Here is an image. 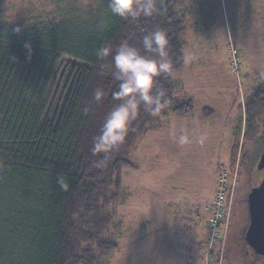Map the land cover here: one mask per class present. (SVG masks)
I'll return each mask as SVG.
<instances>
[{"label":"trees","instance_id":"trees-1","mask_svg":"<svg viewBox=\"0 0 264 264\" xmlns=\"http://www.w3.org/2000/svg\"><path fill=\"white\" fill-rule=\"evenodd\" d=\"M110 3L101 0L96 10L75 12L58 23L23 25L3 19L0 0V264H99V256L119 247L109 234L116 218L107 209L114 196L109 192L122 169L134 166L129 150L157 118L141 102L125 142L109 153L92 154L108 115L123 103L113 98L121 81L113 75L112 58L122 43L148 55L143 36L165 30L174 71L158 78L156 90L162 87L171 101L158 116L182 117L193 109L191 100L174 95V74L186 64L178 2L162 0L159 14L135 20L113 15ZM102 47L112 54L100 58ZM261 77L262 87L246 96L250 126L244 137L257 132L264 117V72ZM97 89L105 93L100 102ZM244 238L237 247L253 258L251 264H259L264 257Z\"/></svg>","mask_w":264,"mask_h":264},{"label":"rangeland","instance_id":"rangeland-1","mask_svg":"<svg viewBox=\"0 0 264 264\" xmlns=\"http://www.w3.org/2000/svg\"><path fill=\"white\" fill-rule=\"evenodd\" d=\"M176 1L185 25L187 59L174 74V95L191 100L193 109L182 117L157 116L134 141L128 153L134 166L122 169L109 192L114 196L107 209L116 213L109 234H115L119 247L99 256V264L253 261L237 246L243 247L250 223L249 193L261 177L245 180L241 174L240 180L239 166L242 157L251 159L257 170L256 161L264 152V120L257 132L244 137L250 126L246 96L262 87L264 0ZM100 4L2 0V12L11 24L58 23ZM181 134L188 143H178ZM237 186L241 188L236 191ZM220 203L214 228L219 236L210 243L208 228ZM183 240L188 244L176 256ZM258 262L264 264V259Z\"/></svg>","mask_w":264,"mask_h":264},{"label":"clouds","instance_id":"clouds-1","mask_svg":"<svg viewBox=\"0 0 264 264\" xmlns=\"http://www.w3.org/2000/svg\"><path fill=\"white\" fill-rule=\"evenodd\" d=\"M161 2L162 0H111L110 9L113 15L135 20L141 15L151 17L159 14L157 3ZM142 44L148 55L141 54L137 48L124 42L112 57L117 70L113 75L116 80L121 81L118 91L113 93V98L123 103L113 108L103 124L100 135L95 138L91 148L94 156L109 153L125 142L131 123L139 116L141 102L144 111L152 116L160 115L171 103L162 87L156 90L158 78L162 75L171 76L174 71L168 52L167 32L157 28L143 36ZM111 54L110 47H102L98 52L100 58ZM104 96L103 90H96L97 102L102 101ZM177 140L180 145L188 143V137L183 134L179 135ZM59 183L65 191L69 189L63 177L59 178Z\"/></svg>","mask_w":264,"mask_h":264},{"label":"water","instance_id":"water-1","mask_svg":"<svg viewBox=\"0 0 264 264\" xmlns=\"http://www.w3.org/2000/svg\"><path fill=\"white\" fill-rule=\"evenodd\" d=\"M258 170L264 172V152L260 157ZM248 205L250 223L245 241L256 255L264 257V173L261 183L249 193Z\"/></svg>","mask_w":264,"mask_h":264},{"label":"flooded vegetation","instance_id":"flooded-vegetation-1","mask_svg":"<svg viewBox=\"0 0 264 264\" xmlns=\"http://www.w3.org/2000/svg\"><path fill=\"white\" fill-rule=\"evenodd\" d=\"M263 120H264V117H263ZM263 123V122H262ZM261 123V124H262ZM260 127H261V125H260ZM263 153V152H262ZM262 155V154H261ZM261 155L258 157V159H257V163H259V160H260V157H261ZM240 180H241V174H243V177H242V179H247V180H249V179H251V180H253V179H255V177H257V176H260L261 177V179H259V182H258V184H257V186L259 185V183H261V180H262V178H263V170H258V164H256V166H257V170L255 169V167H253L252 168V163H251V159H240ZM240 180H239V184H240ZM256 187V186H255ZM241 188V187H240ZM240 188H239V186H237L236 187V191H237V189L238 190H240ZM253 189V188H252Z\"/></svg>","mask_w":264,"mask_h":264},{"label":"built area","instance_id":"built-area-1","mask_svg":"<svg viewBox=\"0 0 264 264\" xmlns=\"http://www.w3.org/2000/svg\"><path fill=\"white\" fill-rule=\"evenodd\" d=\"M222 212V204L220 203L219 205L216 204L215 206V214L210 222V227L208 228V233H209V242L216 241V236L218 233L214 232V228L217 227V219L220 213ZM219 236V235H218Z\"/></svg>","mask_w":264,"mask_h":264},{"label":"crops","instance_id":"crops-1","mask_svg":"<svg viewBox=\"0 0 264 264\" xmlns=\"http://www.w3.org/2000/svg\"><path fill=\"white\" fill-rule=\"evenodd\" d=\"M188 244V241H186V240H183V242H179V247H178V249L176 250V256L177 255H179V249H181L182 248V246H184L185 247V245H187Z\"/></svg>","mask_w":264,"mask_h":264}]
</instances>
